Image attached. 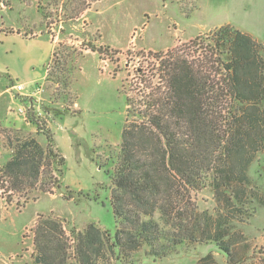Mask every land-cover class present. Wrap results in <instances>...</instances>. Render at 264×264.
Masks as SVG:
<instances>
[{
    "label": "rangeland",
    "instance_id": "374dc122",
    "mask_svg": "<svg viewBox=\"0 0 264 264\" xmlns=\"http://www.w3.org/2000/svg\"><path fill=\"white\" fill-rule=\"evenodd\" d=\"M223 26L264 47V0H0V93L8 89L2 98L15 101L0 110V124L7 127L0 125V168L12 153L5 137L16 130L43 147L50 131L54 150L64 158L61 176L50 172L32 191L16 193L3 183L0 264H33L32 229L38 217L59 221L67 236L95 224L113 238L112 174L125 99L142 104L141 95L163 89L161 62L169 52L202 67L209 84L221 85L225 56L212 35ZM15 85L23 87V96L12 90ZM212 102L229 108L226 97ZM19 108L27 109L26 121ZM29 117L39 124V133L26 124ZM249 174L263 185L264 154ZM194 199L200 211L213 212L209 190ZM236 230L247 249L241 255L244 264H264V208ZM208 254L225 264L212 244L179 246L177 253L156 260L145 250L129 262L112 255L105 264H195Z\"/></svg>",
    "mask_w": 264,
    "mask_h": 264
},
{
    "label": "trees",
    "instance_id": "16d2710c",
    "mask_svg": "<svg viewBox=\"0 0 264 264\" xmlns=\"http://www.w3.org/2000/svg\"><path fill=\"white\" fill-rule=\"evenodd\" d=\"M212 40L225 56L221 85L209 84L202 67L169 52L161 62L163 89L141 95L136 109L125 99L112 174L113 238L95 224L67 236L59 221L38 217L33 264H105L112 255L129 262L141 250L156 260L177 253L179 246L207 244L225 264H244L247 249L237 225L264 208V183L249 174L264 154V47L231 26L218 29ZM222 97L229 108L212 102ZM28 120L39 133V124ZM45 137V147L20 130L5 137L12 153L0 168V190L7 183L16 193L32 191L50 172L61 176L64 158L54 150L52 133ZM203 190L212 194L213 212L200 211L195 203ZM195 264L219 263L208 254Z\"/></svg>",
    "mask_w": 264,
    "mask_h": 264
},
{
    "label": "crops",
    "instance_id": "0c3cea01",
    "mask_svg": "<svg viewBox=\"0 0 264 264\" xmlns=\"http://www.w3.org/2000/svg\"><path fill=\"white\" fill-rule=\"evenodd\" d=\"M13 32H14V30H13ZM17 32V31H16ZM18 34V33H17ZM20 35H22V34H20ZM28 35H29V33H28ZM29 36H34L33 34L31 35H29ZM49 39H50V37H48ZM50 41H51V39H50ZM7 92H8V89H5L2 93H0V110H3V108L4 107H6L8 104L9 105H11V104H14L15 103V101H14V99L12 98V97H9V99H7V97H6V99H3L2 97H4L5 96V94H7ZM31 93L32 92H34V90H32V91H30ZM30 93V94H31ZM21 96H23V95H21ZM24 96H27V95H24ZM28 96H30V95H28ZM7 100H9V101H7ZM32 104V103H31ZM7 109H9V107H7ZM0 115H1V111H0ZM27 125H30L29 124V122L28 123H26ZM1 125V124H0ZM1 127L4 129V128H6L7 129V127H3L2 125H1ZM13 129H15V128H13ZM28 132H30V133H33V132H35L34 131V129H32L31 131H28Z\"/></svg>",
    "mask_w": 264,
    "mask_h": 264
},
{
    "label": "built area",
    "instance_id": "2783aa9c",
    "mask_svg": "<svg viewBox=\"0 0 264 264\" xmlns=\"http://www.w3.org/2000/svg\"><path fill=\"white\" fill-rule=\"evenodd\" d=\"M12 90L15 92V93H17L18 95H23L22 94V91H23V87L21 86V85H15V86H13L12 87ZM19 114L21 115V116H23V119H24V121H26V118H27V109H25V108H19Z\"/></svg>",
    "mask_w": 264,
    "mask_h": 264
}]
</instances>
